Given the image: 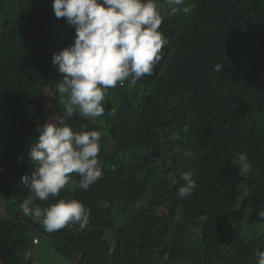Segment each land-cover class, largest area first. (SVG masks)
<instances>
[{
    "label": "trees",
    "instance_id": "1",
    "mask_svg": "<svg viewBox=\"0 0 264 264\" xmlns=\"http://www.w3.org/2000/svg\"><path fill=\"white\" fill-rule=\"evenodd\" d=\"M156 2L170 43L154 75L110 88L104 115L91 123L68 121L101 133L102 178L81 190L72 173L59 196L33 200H79L89 223L47 232L18 212L30 195L22 177L35 170L28 153L37 126L68 99L56 92L52 57L75 29L56 18L53 0H0V264H34L43 246L67 264H256L264 250V0H192L178 18L174 5ZM186 171L197 186L180 198Z\"/></svg>",
    "mask_w": 264,
    "mask_h": 264
},
{
    "label": "clouds",
    "instance_id": "2",
    "mask_svg": "<svg viewBox=\"0 0 264 264\" xmlns=\"http://www.w3.org/2000/svg\"><path fill=\"white\" fill-rule=\"evenodd\" d=\"M167 3L174 5L169 14L178 18V13L190 11L183 5L192 0ZM52 8L57 19L65 18L75 29L74 42L52 57L53 66L61 75L56 92L67 94L68 99L62 113L36 128L39 137L28 153L35 170L30 177H22L30 195L20 208L24 216L42 224L47 232L70 224H78L83 230L89 223L90 211L79 200L60 199L46 207L33 204V200L47 201L50 196H59L72 173L80 177L81 190L102 178L98 159L101 133L85 124L87 131H76L68 121L81 116L91 123L89 119L103 116L102 102L108 90L118 83L135 86L144 77L154 75L163 59L162 49L170 42L160 30L165 16L156 0H53ZM216 70H220L219 65ZM115 113L112 109L109 115ZM81 117L73 121V126L80 125ZM238 161L240 174L245 176L250 170L247 155L241 153ZM180 178L184 183L178 196L190 197L197 186L193 174L182 172ZM259 220L264 221V210L258 212ZM35 240L42 242L40 238ZM255 257L256 264H264V250L258 248Z\"/></svg>",
    "mask_w": 264,
    "mask_h": 264
},
{
    "label": "rangeland",
    "instance_id": "3",
    "mask_svg": "<svg viewBox=\"0 0 264 264\" xmlns=\"http://www.w3.org/2000/svg\"><path fill=\"white\" fill-rule=\"evenodd\" d=\"M99 121V120H98ZM104 144V141L102 142ZM243 190V189H242ZM245 194L242 193V196H244ZM21 211V208L18 210V212ZM0 215L4 218L6 217V214L4 212V206H3V202L2 200H0ZM200 230L195 229L193 231V233L195 235H199L200 234ZM110 236H108L106 238V240L104 241V244L102 246V254L104 256V258H111L112 253L114 251L113 249V236H115L113 233L109 234ZM195 244L197 249L200 251L201 247H200V241L195 239ZM35 245V243H34ZM41 245V246H40ZM43 243L40 242V244H38V247H42ZM43 250V252H37V254L35 255V260L37 262H35L34 264H67L64 260H61L59 258H54V256L52 255L51 250H49L46 246H43V248H41ZM38 253H40V255H38ZM38 255V256H37Z\"/></svg>",
    "mask_w": 264,
    "mask_h": 264
},
{
    "label": "built area",
    "instance_id": "4",
    "mask_svg": "<svg viewBox=\"0 0 264 264\" xmlns=\"http://www.w3.org/2000/svg\"><path fill=\"white\" fill-rule=\"evenodd\" d=\"M38 242H40V241H38V240H35V244H38Z\"/></svg>",
    "mask_w": 264,
    "mask_h": 264
}]
</instances>
